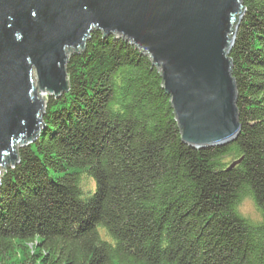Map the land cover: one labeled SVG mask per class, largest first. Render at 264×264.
<instances>
[{
  "label": "trees",
  "instance_id": "16d2710c",
  "mask_svg": "<svg viewBox=\"0 0 264 264\" xmlns=\"http://www.w3.org/2000/svg\"><path fill=\"white\" fill-rule=\"evenodd\" d=\"M242 1L229 53L242 129L222 146L186 144L149 56L92 32L3 172L0 264H264V0Z\"/></svg>",
  "mask_w": 264,
  "mask_h": 264
},
{
  "label": "water",
  "instance_id": "95a60500",
  "mask_svg": "<svg viewBox=\"0 0 264 264\" xmlns=\"http://www.w3.org/2000/svg\"><path fill=\"white\" fill-rule=\"evenodd\" d=\"M242 15V0H0V184L6 165L19 162L18 147L41 133V91L68 92L69 55L84 50L94 30L149 56L186 144L235 140L242 126L229 53Z\"/></svg>",
  "mask_w": 264,
  "mask_h": 264
},
{
  "label": "rangeland",
  "instance_id": "374dc122",
  "mask_svg": "<svg viewBox=\"0 0 264 264\" xmlns=\"http://www.w3.org/2000/svg\"><path fill=\"white\" fill-rule=\"evenodd\" d=\"M73 53H70V55H69V58H70V56L72 55ZM69 58H68V60H69ZM32 80H33V82H34V86L35 87H37L36 88V91H37V93H38V96L40 97V90H39V85H38V79H37V74H36V70L34 69L33 70V72H32ZM41 95L44 97V101H45V109L44 110H46V107H47V101H48V97H49V95L46 93V92H43V91H41ZM43 127H44V125L42 126V128H41V132H42V130H43ZM41 134V133H40ZM39 134V135H40ZM38 135V136H39ZM27 145V143L25 144V145H23V146H21L20 145V147H18V149L19 148H21V147H24V146H26ZM19 163V162H18ZM18 163H16L13 167H15ZM9 168H11V166H9V165H6V169L4 168L3 170L4 171H6L7 169H9ZM3 171V172H4ZM2 181V180H1ZM85 186H86V188H90V187H93V185H92V182H85ZM240 213H242L244 216H247L251 221H254V222H257V221H260L261 220V216H260V214H259V212H258V210L255 208V206H254V204H253V202H252V200L251 199H249V198H246V199H244V201L241 203V205H240Z\"/></svg>",
  "mask_w": 264,
  "mask_h": 264
}]
</instances>
